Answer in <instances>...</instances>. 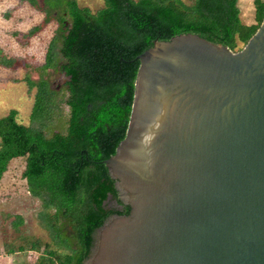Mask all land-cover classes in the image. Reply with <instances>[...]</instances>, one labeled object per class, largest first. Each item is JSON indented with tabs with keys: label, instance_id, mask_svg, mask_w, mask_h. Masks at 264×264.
<instances>
[{
	"label": "water",
	"instance_id": "95a60500",
	"mask_svg": "<svg viewBox=\"0 0 264 264\" xmlns=\"http://www.w3.org/2000/svg\"><path fill=\"white\" fill-rule=\"evenodd\" d=\"M135 59L124 135L102 161L129 209L82 264H264V15L234 51L181 33Z\"/></svg>",
	"mask_w": 264,
	"mask_h": 264
},
{
	"label": "trees",
	"instance_id": "16d2710c",
	"mask_svg": "<svg viewBox=\"0 0 264 264\" xmlns=\"http://www.w3.org/2000/svg\"><path fill=\"white\" fill-rule=\"evenodd\" d=\"M20 1L56 27L37 79H24L34 88L31 123H20L14 109L0 117V178L11 158L24 157L21 177L50 240L19 242L18 235L3 248L23 254L27 264H82L99 226L129 209L102 161L124 135L135 56L153 40L181 33L226 43L234 51L256 30L264 0H252L248 24L240 20L237 0H103L95 11L75 0ZM18 61L0 54L3 68ZM49 71L66 77L58 89L50 87ZM23 224L18 214L10 220L14 231Z\"/></svg>",
	"mask_w": 264,
	"mask_h": 264
},
{
	"label": "rangeland",
	"instance_id": "374dc122",
	"mask_svg": "<svg viewBox=\"0 0 264 264\" xmlns=\"http://www.w3.org/2000/svg\"><path fill=\"white\" fill-rule=\"evenodd\" d=\"M75 1L78 6H85L91 11L103 5V0ZM237 7L243 23L253 22L252 0H237ZM43 14L26 1L0 0V54L19 59V63L11 67L0 66V117L14 109L16 119L23 124L31 123L34 93V88H29L24 79H37V67L43 61L47 43L56 27L52 19L43 23ZM40 24L42 26L37 31L29 32L33 26ZM48 78L50 87L55 89L66 79L62 74L52 71H49ZM23 166V156L11 158L0 178V253L5 250L3 242L13 240L18 235L23 236L19 242L38 239L43 243L50 240L47 232L38 224L37 201L27 195L25 181L21 177ZM14 214L21 215L24 221L15 231L10 227ZM17 258L12 264H27L21 255H17Z\"/></svg>",
	"mask_w": 264,
	"mask_h": 264
},
{
	"label": "crops",
	"instance_id": "0c3cea01",
	"mask_svg": "<svg viewBox=\"0 0 264 264\" xmlns=\"http://www.w3.org/2000/svg\"><path fill=\"white\" fill-rule=\"evenodd\" d=\"M1 253H0V264H9V263L12 264V262H15L17 255H21L23 257L24 263H26L25 256L19 252L12 253V254H6L5 252H3L2 254ZM17 260H18V258H17Z\"/></svg>",
	"mask_w": 264,
	"mask_h": 264
},
{
	"label": "flooded vegetation",
	"instance_id": "af4514ba",
	"mask_svg": "<svg viewBox=\"0 0 264 264\" xmlns=\"http://www.w3.org/2000/svg\"><path fill=\"white\" fill-rule=\"evenodd\" d=\"M120 197H121V199H122V201L125 203V198L123 197V195L121 194V192H120Z\"/></svg>",
	"mask_w": 264,
	"mask_h": 264
}]
</instances>
